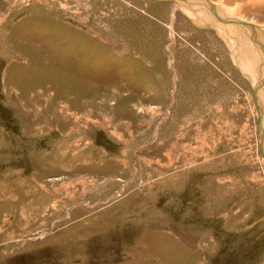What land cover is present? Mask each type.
I'll return each mask as SVG.
<instances>
[{
  "label": "rangeland",
  "instance_id": "rangeland-1",
  "mask_svg": "<svg viewBox=\"0 0 264 264\" xmlns=\"http://www.w3.org/2000/svg\"><path fill=\"white\" fill-rule=\"evenodd\" d=\"M0 264H264V0H0Z\"/></svg>",
  "mask_w": 264,
  "mask_h": 264
},
{
  "label": "bare ground",
  "instance_id": "bare-ground-1",
  "mask_svg": "<svg viewBox=\"0 0 264 264\" xmlns=\"http://www.w3.org/2000/svg\"><path fill=\"white\" fill-rule=\"evenodd\" d=\"M178 1V0H177ZM262 2V1H261ZM210 5H211V3H209ZM182 5H186V3H184V4H182ZM194 6V5H193ZM189 9H186V11H188V10H192L193 11V14H192V12L190 13L189 11H188V13L190 14V16H193V17H197L196 15H199L198 13H196L195 14V12H194V10L192 9V7H191V5L190 4H188V6H187ZM195 7V6H194ZM201 7V6H200ZM197 8V7H196ZM199 10V9H198ZM221 12H223V11H221ZM224 13V12H223ZM222 13V14H223ZM219 16V15H218ZM225 16H227V15H225ZM224 18H226V17H224ZM219 19H220V17H219ZM223 18H221V20H222ZM227 20V19H226ZM252 31H254V30H252ZM259 33V32H258ZM256 34V33H255ZM260 38V37H259ZM252 63V62H251ZM260 82V81H259ZM255 84V83H254Z\"/></svg>",
  "mask_w": 264,
  "mask_h": 264
}]
</instances>
